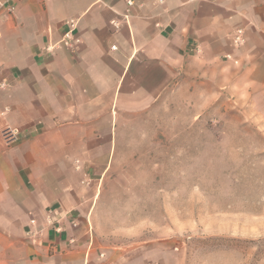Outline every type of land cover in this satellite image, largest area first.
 I'll use <instances>...</instances> for the list:
<instances>
[{"label": "crops", "instance_id": "obj_1", "mask_svg": "<svg viewBox=\"0 0 264 264\" xmlns=\"http://www.w3.org/2000/svg\"><path fill=\"white\" fill-rule=\"evenodd\" d=\"M132 1L126 19L128 0H0V264H192V254L103 247L95 200L71 206L65 180L89 161L83 150L112 147L118 100L144 98L194 58L231 54L239 28L241 66L264 89V0Z\"/></svg>", "mask_w": 264, "mask_h": 264}, {"label": "rangeland", "instance_id": "obj_2", "mask_svg": "<svg viewBox=\"0 0 264 264\" xmlns=\"http://www.w3.org/2000/svg\"><path fill=\"white\" fill-rule=\"evenodd\" d=\"M245 43H232V60L194 58L144 98L118 100L112 147L72 165L71 206L95 200L103 247L264 264V89L241 66Z\"/></svg>", "mask_w": 264, "mask_h": 264}, {"label": "built area", "instance_id": "obj_3", "mask_svg": "<svg viewBox=\"0 0 264 264\" xmlns=\"http://www.w3.org/2000/svg\"><path fill=\"white\" fill-rule=\"evenodd\" d=\"M127 3H128L129 8L127 9V11L124 14V17L126 19H128L129 16H130V7L133 6L134 2L132 0H128ZM112 23L116 27L119 26V23L116 22L115 20ZM68 24L70 26H74V21L73 20H70L68 22ZM71 33H72V29L71 30H68V32L65 34V38L62 40V42H63L64 45H67V46L68 45H71V43H72L71 42V37H72ZM245 41H246V39H245V36H244V30L241 29V28L237 29L234 32V35L232 37V43H233V45L234 46H241V45H243L245 43ZM114 48H115V46H114ZM226 58L232 60L233 59V56L231 54H228V55H226ZM235 63H238V60H235ZM18 135H19V130L16 129V128H13L11 126H6L3 129V136H4V138L7 141H11V140L17 138Z\"/></svg>", "mask_w": 264, "mask_h": 264}]
</instances>
